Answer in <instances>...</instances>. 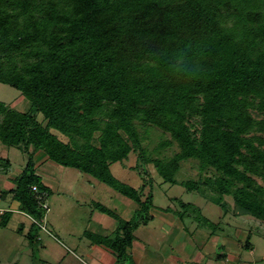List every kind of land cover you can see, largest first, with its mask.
<instances>
[{
	"label": "trees",
	"instance_id": "16d2710c",
	"mask_svg": "<svg viewBox=\"0 0 264 264\" xmlns=\"http://www.w3.org/2000/svg\"><path fill=\"white\" fill-rule=\"evenodd\" d=\"M0 84L28 102L24 113L0 103V148L27 155L0 200L10 196L36 223L50 192L37 174L42 153L133 202L129 221L95 204L117 223L97 243L118 261L153 219L151 181L134 189L111 174L130 154L131 169L152 166L187 192L205 187L223 210L230 197L264 224V0H0ZM152 130L170 140L150 151L142 143ZM171 146L178 152L158 158ZM184 161L197 162L199 180H176ZM178 206L180 220L190 212L210 224L192 205ZM11 214H0V227Z\"/></svg>",
	"mask_w": 264,
	"mask_h": 264
},
{
	"label": "rangeland",
	"instance_id": "374dc122",
	"mask_svg": "<svg viewBox=\"0 0 264 264\" xmlns=\"http://www.w3.org/2000/svg\"><path fill=\"white\" fill-rule=\"evenodd\" d=\"M0 103L20 113L28 109V102L18 91L3 84H0ZM41 119L38 115V120ZM148 137L142 145L150 151L159 141L170 140L157 130H152ZM177 152L176 146H171L160 151L158 158L167 159ZM0 156H7L10 162L9 171L0 175V193H3L14 187L12 180L24 169L27 155L15 148L7 151L0 148ZM43 160L40 153L35 156L37 174L50 190L45 199L48 210L36 223L11 206L10 196L0 202V214L12 213L7 225L0 227V264H95L91 259L101 262L114 259L110 264H264V224L239 211L230 197H224L228 208L223 210L210 201L215 195L205 187L202 193L187 192L179 185L163 183L152 166L131 169L136 165L134 154L111 165L110 171L116 180L134 189L151 181L153 220L133 232L131 248L118 261L114 251L97 243V236L113 237L117 223L111 218V222L104 223L108 216L95 210V204L129 221L135 210L133 202L89 175ZM143 170L147 174L141 177L139 173ZM211 174L209 170L204 173ZM175 178L199 180L197 162H182ZM179 201L199 209L210 224L196 221L195 216H188L190 212L180 220ZM165 209L170 212L165 213ZM34 223L36 227L32 228ZM29 232L34 236L30 241ZM247 241L251 251L244 247Z\"/></svg>",
	"mask_w": 264,
	"mask_h": 264
},
{
	"label": "crops",
	"instance_id": "0c3cea01",
	"mask_svg": "<svg viewBox=\"0 0 264 264\" xmlns=\"http://www.w3.org/2000/svg\"><path fill=\"white\" fill-rule=\"evenodd\" d=\"M41 155H43L42 153H40ZM44 156V155H43ZM45 162H47V160H46V157L44 156V160H43V163H45ZM36 165H37V163H36ZM38 167V166H37ZM2 200H0V202H1ZM14 209H18V204L16 203V202H14V201H12V205H11ZM12 208V209H13ZM165 213H169V212H165ZM104 215V214H103ZM152 216V218H153V215H151ZM161 217L164 219V216L163 215H161ZM153 220V219H152ZM109 221L111 222V219L109 218V217H107V219L105 220V222L104 223H109ZM113 232V231H112ZM92 258V257H91ZM92 261H93V263H95V264H110V263H114L113 261H114V259H111L110 261L111 262H101V261H98V259H91ZM135 260V262H138V259H134ZM173 261H177V260H179V259H172ZM181 260V259H180ZM233 259H229V261H228V259H224V261H228V262H231ZM210 262H207V264H209Z\"/></svg>",
	"mask_w": 264,
	"mask_h": 264
},
{
	"label": "built area",
	"instance_id": "2783aa9c",
	"mask_svg": "<svg viewBox=\"0 0 264 264\" xmlns=\"http://www.w3.org/2000/svg\"><path fill=\"white\" fill-rule=\"evenodd\" d=\"M44 208H45V205H44Z\"/></svg>",
	"mask_w": 264,
	"mask_h": 264
}]
</instances>
